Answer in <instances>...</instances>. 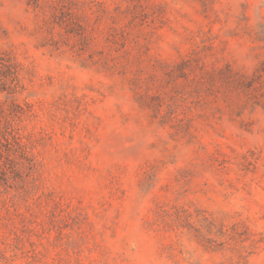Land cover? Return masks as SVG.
Masks as SVG:
<instances>
[{
  "label": "rangeland",
  "instance_id": "rangeland-1",
  "mask_svg": "<svg viewBox=\"0 0 264 264\" xmlns=\"http://www.w3.org/2000/svg\"><path fill=\"white\" fill-rule=\"evenodd\" d=\"M1 64L0 264H264V0H0Z\"/></svg>",
  "mask_w": 264,
  "mask_h": 264
},
{
  "label": "trees",
  "instance_id": "trees-1",
  "mask_svg": "<svg viewBox=\"0 0 264 264\" xmlns=\"http://www.w3.org/2000/svg\"><path fill=\"white\" fill-rule=\"evenodd\" d=\"M2 65V64H1ZM5 68V66L4 65H2L1 67H0V71H3V69ZM9 70V69H8ZM11 73V72H10ZM10 75H12V79H14V80H11V82H15V78L17 79V76L15 75V74H10ZM21 149H24V147L21 145V146H19ZM25 154V153H24Z\"/></svg>",
  "mask_w": 264,
  "mask_h": 264
}]
</instances>
